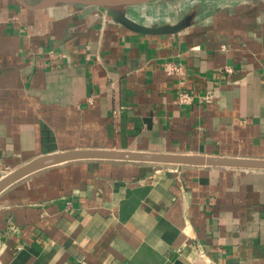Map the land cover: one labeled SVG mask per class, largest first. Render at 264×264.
<instances>
[{
	"label": "crops",
	"instance_id": "obj_1",
	"mask_svg": "<svg viewBox=\"0 0 264 264\" xmlns=\"http://www.w3.org/2000/svg\"><path fill=\"white\" fill-rule=\"evenodd\" d=\"M121 1L0 0V178L71 150L264 160V0ZM0 264H264V169L46 167L0 192Z\"/></svg>",
	"mask_w": 264,
	"mask_h": 264
},
{
	"label": "water",
	"instance_id": "obj_2",
	"mask_svg": "<svg viewBox=\"0 0 264 264\" xmlns=\"http://www.w3.org/2000/svg\"><path fill=\"white\" fill-rule=\"evenodd\" d=\"M82 1V0H73ZM154 0H123L119 4L145 3ZM115 18L130 30L146 33L159 34L168 32L166 28L150 27L136 23L129 19L123 13H114ZM81 159H103L117 161H134V162H150L159 164H179V165H195V166H221V167H238V168H256L264 169V160L241 159L214 157L194 154H169V153H148L138 151H120V150H71L61 153H53L38 157L30 163L10 172L0 178V192L18 181L19 179L31 174L35 171L44 169L49 166L81 160Z\"/></svg>",
	"mask_w": 264,
	"mask_h": 264
},
{
	"label": "built area",
	"instance_id": "obj_3",
	"mask_svg": "<svg viewBox=\"0 0 264 264\" xmlns=\"http://www.w3.org/2000/svg\"><path fill=\"white\" fill-rule=\"evenodd\" d=\"M166 70L167 73L172 75V74H183V69L180 65H177L174 62H170L166 64ZM211 95H208L207 98H210ZM178 101L181 104H188L192 101V96L190 94H188L187 92H183L181 91L179 94V99Z\"/></svg>",
	"mask_w": 264,
	"mask_h": 264
},
{
	"label": "bare ground",
	"instance_id": "obj_4",
	"mask_svg": "<svg viewBox=\"0 0 264 264\" xmlns=\"http://www.w3.org/2000/svg\"><path fill=\"white\" fill-rule=\"evenodd\" d=\"M196 1H198V0H189V5L191 4V3H193V2H196ZM220 1V0H219ZM223 1V0H222ZM186 2V1H185ZM178 3V2H177ZM228 3V2H227ZM211 4H212V2H211ZM146 5V4H145ZM159 5V4H158ZM188 5V6H189ZM192 5V4H191ZM155 6V5H154ZM164 7V6H163ZM166 9V8H165ZM150 10V9H149ZM158 10V9H157ZM159 10H161V9H159ZM163 11H165V10H163ZM157 12V11H156ZM160 13H162V12H160ZM128 14H129V16L131 17V18H133V19H135V20H140V21H145V20H150V18H152V14L149 12L148 14H142L141 12H140V10L139 9H137V8H130V10H129V12H128ZM167 15V14H166ZM154 17V16H153ZM153 19V18H152ZM155 21V20H154ZM151 24V23H150Z\"/></svg>",
	"mask_w": 264,
	"mask_h": 264
},
{
	"label": "rangeland",
	"instance_id": "obj_5",
	"mask_svg": "<svg viewBox=\"0 0 264 264\" xmlns=\"http://www.w3.org/2000/svg\"><path fill=\"white\" fill-rule=\"evenodd\" d=\"M156 1H161V0H154V1H150V2H145V3H133V4H129L128 6H135V5H139V4H146V3H151V2H156ZM158 3V2H157ZM154 4V3H153ZM125 5V4H124Z\"/></svg>",
	"mask_w": 264,
	"mask_h": 264
}]
</instances>
